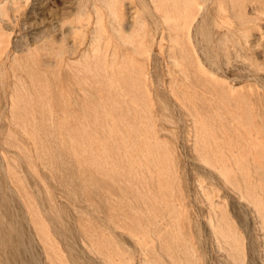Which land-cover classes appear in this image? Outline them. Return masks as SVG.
Segmentation results:
<instances>
[{
  "label": "bare ground",
  "instance_id": "obj_1",
  "mask_svg": "<svg viewBox=\"0 0 264 264\" xmlns=\"http://www.w3.org/2000/svg\"><path fill=\"white\" fill-rule=\"evenodd\" d=\"M103 2L108 13L114 15L117 19L121 18V14H119L117 10V0H103ZM139 2L140 5L137 9V15L135 16L133 28L131 30H124L122 25L112 27L114 31V40L116 41H113L111 36L107 34L106 28L102 22L101 13L98 12V8L97 10L95 9L98 20L96 21L97 24L95 23L94 34L92 33L93 38L89 47L84 51L82 50L83 52L81 51V58L77 60L78 64L75 68H72V64H66L67 68L64 70V74L70 75L71 77L75 74V77L80 80V91L82 96L91 99L96 109L106 112L108 115V126L118 128V142L116 144L118 150L116 152L113 173V179H116L119 184L121 183L120 186H117L118 193L116 191V196H112L106 189L110 183L109 181L112 179L110 176V167L103 160L101 148L95 143V140L99 139L98 137L104 138L105 135L103 136L102 134L97 135V137L81 134L76 137L69 135V140L74 142L71 146V149L75 152L74 155L72 154L75 156V161H73V163L83 166L85 172L84 179L78 178L75 173L70 174L69 179L72 183L81 180V186L84 187L88 185L100 189L98 197L103 203V206L107 209L108 216L114 220L115 228L124 231L127 234L126 236L129 235L131 240L137 243L140 248L144 244L143 239L148 234L152 224L159 222L161 219V215L157 210L155 211L153 207L154 201H159L167 216L169 215V211H174L177 208L176 201L170 200L168 197L169 194L167 193L168 190L166 191L159 180L156 182V187L153 186V178L151 177L152 169L150 168L149 160L151 157H155L156 160L161 158L175 159L179 162L181 160L180 156L183 158V154L181 153L180 156L177 155L173 148L177 142L182 141V143H187L188 147L194 152V156L192 155L193 158L195 157L208 169V171H210V174L214 175L210 176L212 177L211 182L217 184L219 189L225 190V195L229 193L227 189H225L226 185L228 189L233 192L232 194H237L250 204L261 217V220L264 221V189L261 179L257 176L262 169L259 156L260 149L264 144V112L258 114L257 120L253 116L254 105L258 103L257 98L259 95L253 87L249 86L250 83L248 81H244L245 78L242 79L244 81L243 84L237 86L239 83L228 82L227 79L223 77V72L221 73L224 68H227L229 64L233 62L234 57L237 56H243V58L244 56L248 57L252 63L251 65H256V68L262 70L264 73V64H253L254 62L252 58H250L251 56L249 57L250 54H248L249 36L253 33V28L255 27L254 21L259 17L258 13H250L248 6L252 5L258 8V6H261L263 3L262 0H139ZM81 3L79 2L78 4L80 5ZM85 4L89 3L86 2ZM79 23H81V21H79ZM111 25L112 24H110V26ZM87 39L85 38V40ZM79 43L80 42L77 44ZM253 47L255 48V46ZM45 52L46 54H55L59 57L60 61L65 62L63 50L54 51L53 47L47 46ZM7 53L5 54L6 57ZM34 59L35 58L31 59V63L19 62L17 64V68L21 70L22 74L16 72V69H12L9 75L19 79H28L33 85L30 87L15 86V95L10 97L11 101L7 106L5 105L7 108L6 110H10L11 112L10 122L23 126L45 124L53 126L61 125V120H54L49 113H44V110H52V104L49 98L46 99L47 95L51 93V90L48 86L35 87L37 83L35 79L38 78L42 69L39 64H32V62L35 61ZM0 70V74L2 73V76L7 78L8 76L4 65L1 66ZM45 73H47L45 76L47 78L53 74L52 71H45ZM253 77L259 79L257 78L259 76ZM262 78L264 79V77ZM1 81L2 80H0V82ZM257 82L259 81L257 80ZM103 88L114 91L113 110L119 111L120 116H118V114H112L111 106L108 105V97H104L101 94ZM23 94H25L24 97L21 96ZM34 99H36L37 102L34 103ZM39 103H41L40 110L43 112L39 111L34 118H28V114L33 111V105ZM77 104H80L83 109L87 108V102L85 100ZM3 110H5V108ZM3 112L4 111H2V113ZM3 115L5 114H1V117ZM95 119L96 117L89 120L87 124L92 125ZM1 120L2 119H0V121ZM70 124L74 125L75 128L80 126L78 122ZM4 127L5 125L3 128ZM124 127L128 129H124ZM260 129L263 131L261 136L259 134ZM57 140L59 143L64 141L63 138ZM140 141H144L146 147L140 148L138 146V142ZM179 145L182 148L181 144ZM184 146L186 145L184 144ZM78 148H82L80 153L83 155V161H78L76 155L79 152L77 150ZM189 148H186V150ZM18 149L23 151V155L26 159H31L30 153L27 151L26 147L18 146ZM58 149L59 153L57 157H50L45 150L42 151V157L44 163L48 164L50 169V175L48 172L46 175H49L55 181L61 182L67 179V174L61 169L66 159L63 146H59ZM11 151H13V149H11ZM103 151H106L105 147H103ZM2 154L0 160H3L2 162L4 163L7 158ZM190 154L192 153H189L188 158H190ZM16 155L18 156V153ZM185 159H187V157H185ZM2 162L0 161V169L3 164ZM186 162L187 161H185V163ZM5 164L7 165L4 167L3 164L2 167L4 168L1 170L3 171L4 169L5 171H3V173H5V179H7L8 182L5 184L7 185L4 184V181L0 177V264H44V262L46 264H67L60 249L57 248L49 231L41 221L39 212L37 211V203L35 200H31L29 192L22 183V178L18 175L17 171H15V164ZM155 166L156 170H158V164ZM198 167L199 166H197V168ZM200 167L202 168L203 166L200 164ZM25 168L28 169L27 167ZM33 171H35V167H33ZM200 171L201 169H197V172ZM25 172H27V170H25ZM185 172L188 174L187 171ZM117 173L118 176H124V181L126 177L129 178L130 189L128 191L124 184L125 182H120ZM252 173H255V175H252ZM32 177L35 179L34 176ZM186 178L188 180V177ZM147 179L149 184L146 183ZM36 180H29V182L32 181L29 184L34 183L33 181ZM40 181H42V179ZM50 185L52 186V184ZM199 186L200 185H198V187ZM32 187L35 186L32 185ZM152 188H155V197L149 199L150 197H148L147 193L150 192ZM203 189L201 190L203 191ZM8 190L18 193L15 194L16 196L18 195L17 203L11 199L12 197L10 198L12 195L9 196L5 193ZM33 190L38 193L37 190ZM11 193L12 192H10V194ZM203 194L204 197L207 196V194ZM229 196L230 195H227V197ZM44 197L41 196V199L43 200ZM221 198L222 197H220V199ZM207 199L209 200V197ZM233 199L234 198L231 200ZM42 200H39V202H42ZM45 200L46 198L44 201ZM44 201L43 204H40L45 205ZM63 203H65V205L67 204L64 201ZM237 204H239L240 207L242 206L241 203H236V208L238 206ZM51 206L53 207H51V209L54 210L58 216H60V214H66L65 206ZM47 208L44 209L42 207V210H46V212L48 210L47 213L51 216ZM211 208L215 218L221 226V228L217 230V233L223 238L224 245L229 246L234 253H238L241 248L237 233L233 232L223 215H221V208H219L218 204H216V206H211ZM244 208L242 211L240 209V211L243 212L247 206L245 209ZM136 212H143L146 214V222L135 218L134 213ZM246 212L243 213L247 214ZM244 216V218L248 219L246 215ZM51 219L48 218L49 222ZM250 220L251 219L247 221ZM54 221H56L55 219H53V223L58 224ZM65 223L67 224V222ZM75 223L74 228L79 229L84 244L90 247V251L97 258L102 259L107 264H125L126 259L123 256V252L119 249V245L124 243L117 240L113 242L104 237H102L103 239L101 240L98 238L96 239L95 236H103V233L98 230L87 217L81 216L80 218H76ZM249 223L248 227L246 226L248 229L251 228ZM246 224L244 223L242 225L244 226ZM28 225H31L33 230L32 234L35 239H33L34 237L32 238L33 235L28 231L30 228ZM71 225L69 227H71ZM110 225L111 224H109V226ZM173 225V227L177 228L175 224ZM194 225L196 224L194 223ZM251 226L252 228L254 227L253 225ZM51 227L54 226L51 225ZM213 227L215 228L212 224V228ZM246 227L244 226L243 228ZM59 229L61 228L59 227ZM52 230L53 229H51V231ZM54 230L52 231L53 233L57 231V229L56 231ZM243 230L244 232L248 231L245 229ZM250 231L253 232L252 229L249 230L248 235ZM73 233H76V231ZM197 235L199 234L196 232V236ZM63 236L65 238L66 236L68 237V235L65 236V234ZM60 237L61 236H59V238ZM251 237H253V235ZM77 238H79V236H77ZM172 238L175 244H177V247L172 251L164 252L162 261L164 260L166 264H177V258L182 255V249L178 247L181 235L175 230L172 234ZM197 238L199 237L197 236ZM34 240L40 243L43 255L35 248L36 244L34 243L36 242ZM67 240L72 242V240L68 238ZM67 240L64 242L67 243ZM79 241H81L80 238ZM64 242L62 245H64L65 248H69L70 245L68 246V244L66 245ZM70 247H72V245ZM77 248L78 252H80L79 247ZM82 248L83 247H81L80 250H82ZM252 248L253 247H251V249ZM259 248H261L260 243ZM68 250L71 249L69 248ZM143 251L147 252V249ZM69 252L71 254L74 253L73 250ZM69 252L68 256H70ZM85 252L86 251L83 253ZM83 253L80 254L83 256L85 255ZM87 253L88 252H86V254ZM235 254H233L234 256L231 258L238 260L240 257ZM73 256L74 255L68 258H73ZM85 257L87 258L86 255L82 257L83 263L86 260ZM248 259L249 258H247V260ZM71 260L73 261V259ZM90 260L88 263L91 262ZM82 261L80 262L82 263ZM93 261L95 263L97 262V264L101 262L95 259ZM145 261L148 264H163V262H159L158 258H151ZM75 262L77 261L75 260ZM94 262L91 263L95 264ZM226 262H228V260ZM135 263L137 264V261Z\"/></svg>",
  "mask_w": 264,
  "mask_h": 264
},
{
  "label": "rangeland",
  "instance_id": "obj_2",
  "mask_svg": "<svg viewBox=\"0 0 264 264\" xmlns=\"http://www.w3.org/2000/svg\"><path fill=\"white\" fill-rule=\"evenodd\" d=\"M79 2L80 3L82 2L80 5L84 7H81L78 4ZM86 2H88L89 4H85ZM138 2L139 0H117V10L118 13L121 14V18L117 19L115 18L114 15H111L110 13L107 12L108 10L104 5L103 0H83V1L82 0H39V1L38 0H0V16H1L0 17V69L1 66L4 65L6 74L8 76L7 78H4L2 76V73L0 74V80H2L0 82V109H1L0 117L1 114H5L0 118L2 119L0 121L1 123L0 153L1 154L3 153L2 155L7 158L6 162L4 163L2 162L3 160L0 161L4 164V165L2 164L4 167L7 165L5 163L15 164V169H16L15 171H17L18 175L22 178V183L25 189L29 192L31 200H35V202L37 203V211L39 212V217L43 222V224L45 225V227L47 228V230L49 231L52 240L55 242V245L57 246L58 249H60L61 253L63 254V258L65 259L67 264H73L75 260L77 261L75 262L77 264H89V263L92 264L94 262L93 261L94 259L96 261L99 260L101 261L98 264H107L102 259L97 258L90 251V247L87 244H84L83 238L80 236L79 229L74 228L75 227L74 224H76L75 219L80 218L81 216L89 218L90 222L103 233V236L102 235L95 236L96 239L98 238L99 240H101L103 239L102 237H104L105 239L111 240L113 242L114 240H117L119 242L124 243L119 245V249L123 252V256L126 259L125 264H136L135 263L136 261L137 264H148L146 263L145 260L151 258L152 259L158 258L159 262H163V264H166L164 260L162 261V256L164 252L172 251L177 247V244H175V241L172 238V234L174 233L175 230L177 231L178 234L181 235V239L179 241L178 247L182 249L181 257L177 258L178 259L177 264H229V263L230 264H245V263L264 264V246H263L264 221L261 220V217L257 214V212L253 209V207L250 204H248L242 197H239L237 194H232L233 192L229 190L226 185H225V189H227V191L229 192L226 194L230 195L229 197L225 195L224 193L225 190L219 189L217 184L211 182L212 177L210 176L211 175L214 176V175L210 174V171H208V169L205 168V166L201 162H199L195 157L193 158L194 152L191 150V148L188 147L187 143H182V141H179L175 144L173 148L177 155L180 156L181 153L183 154V158L182 156H180L182 161L180 160L178 162L175 159H162V158L156 160L155 157H151L149 160L150 168L152 169L151 177L153 178L152 181L153 186L156 187V182L157 180H159L161 182V185L165 187L166 191L168 190L167 193L169 194L168 197L170 198V200L176 201L177 208L174 211H169V215L167 216L165 215L166 212L163 209L162 205L159 203V201L157 202L154 201L153 207L155 211L157 210L159 212V214L161 215L160 216L161 219L159 222L152 224L148 234L143 239L144 244L140 248L137 243L131 240L129 235L126 236L127 234L124 231L115 228L114 220L108 216L107 209L103 206V203L100 201L98 197V193L100 192V189H98L95 186H88V185L84 187L81 186L82 183V182L80 183L81 180L72 183V181L69 179V175L74 173L77 174V177L80 179H84L85 176L84 167L81 165H75L73 163V161H75L74 160L75 156H73L75 152L71 149V146L73 145L74 142L69 140V135H73L76 137L77 135L81 134V135H87V136L90 135L92 137H97V135L102 134L103 136L105 135L104 138L98 137L99 139L98 140L96 139L95 143L97 146L101 148V152H102L101 154L103 155V160L110 167V176L112 177V179L109 181L110 183L106 189L111 193L112 196H116V191L118 190L117 186H120L121 184V183L119 184L116 179H113L114 166L116 161V152L118 150L116 148V144L118 142L117 140L118 139L117 134L119 132L117 130L118 128L108 126L107 123L109 122L107 121L108 115L106 114V112L96 109L93 106L94 103L91 99H87L83 97L80 91V85H81L80 80L77 77H75V74L73 75L71 74L72 77L70 75L64 74V70H66L67 68L66 64H72V68H75L78 64L77 60L81 58L82 55L81 51L82 50L84 51L89 47L95 30L94 26H96L95 23L97 24L96 21L98 20L97 18L98 16L97 13H95L96 12L95 9L97 10L98 8V12L101 13V17L103 19L102 22L106 28L107 34L111 36L113 41H116L114 40L115 39L114 31L112 27H117L118 25H122L124 30L126 31L129 29L131 30L133 28V24H134L133 22L135 20V16L137 15V9L139 8L140 5V2L139 3ZM262 2L263 3L261 4V6H258V8L253 7L252 5L248 6V8L250 9L249 10L250 13L252 14L258 13L259 15L258 19L254 21L255 27L253 28V33L249 36L248 54H250L249 57L251 56L250 58H252L254 62L253 64H264V0H262ZM79 21H81V23H79ZM110 24L112 25L110 26ZM85 38L88 39L85 40ZM81 41L83 44L81 43ZM78 42L80 43L77 44ZM47 46L53 47L54 51H58L60 49L63 50L65 54V55L63 54V58L65 59V62L60 61L59 57L56 56L55 54H46L45 48ZM253 46H255V48ZM6 53H7V57L5 55ZM33 58H35L34 59L35 61L32 62V64H39L42 69L41 70L42 72L39 73L38 78L35 79V82H37L35 84V87L39 88V87L48 86L51 90V93L47 95L46 99L49 98V101L52 104V110L50 111L44 110V113H49L54 120H61L62 122L61 125L53 126V125L45 124V125H37V126L35 125L23 126L21 124H14L10 122L11 112L10 110H6L7 108L5 107V105L7 106V104L11 101L10 97L15 95L14 92L15 86L30 87L33 85L31 81L28 79H19V78L11 77L9 75L11 74L12 69H16V72L22 74L21 70L17 68L18 66L17 64L19 62L31 63V59ZM244 58L243 56L234 57L233 62L230 63L227 68H224V70H222L221 73L223 72L222 73L223 77L226 78L227 81L230 83H239L237 86H240L243 84L244 81H248L250 83L249 86L255 89L259 97L257 98L258 103L254 105L255 108H254L253 116L257 120L258 114L264 112V88H262L264 87V82H263L264 79L262 78L264 77L262 76L264 75V73L262 70H258L256 68V65H251L252 63L250 62V59H248V57L244 56ZM44 70L50 72L52 71L53 74L47 78L45 77L47 73H45ZM253 76L256 77L259 76L257 77L259 79H256ZM260 77L262 78V80ZM242 79H244V81ZM257 80L259 82H257ZM101 94L104 97H108V105L111 106L112 114L113 115L118 114V116H120L119 111L113 110L114 91L113 90L110 91L107 88H103L101 90ZM21 96L24 97L25 94ZM35 100L36 99H34L33 101L34 103L37 102V100L36 101ZM84 100L87 102L86 104L87 108L85 109H83L80 106V104H77L83 102ZM4 108L5 110H3ZM32 108L33 111H31V113L28 114L27 116L28 118H34L35 116H37L39 111L43 112L42 110H40L41 103L34 104ZM2 111L4 112L2 113ZM95 117L96 119L92 125L87 124L89 120H92ZM76 122H78L80 125L78 126V128H75L74 125L70 124V123L74 124ZM4 125L5 127L3 128ZM124 129H128V128L124 127ZM262 132H263L262 129H260L259 132L260 136L262 135ZM59 138H63L64 141L59 143V141L57 140ZM179 144H181L182 148L180 147ZM184 144L186 146H184ZM18 146L26 147L27 151L30 153L31 159H26L23 155V151L19 150ZM59 146H63V149L65 151V159H66V162L64 165L61 166V169H63L67 174L66 175L67 179H64L61 182L55 181L49 176L50 175V169L48 167L49 165L44 163V159L42 157L43 150H45L50 157H54V158L57 157L59 153V149H58ZM138 146L140 148L141 147L144 148L146 147V144L144 141L142 142L140 141L138 142ZM103 147L106 148V151H103ZM186 148L189 149L186 150ZM11 149H13V151H11ZM81 149L82 148L77 149L79 151V152L77 151L78 153L76 154L78 161H83V155L80 153ZM17 153L18 156L21 157H18L16 155ZM189 153H192L190 154V158L192 157L191 159L188 158ZM263 153H264V144L260 149V156H259V160L262 164V169L260 173L257 174L258 178L261 179L264 189V154ZM185 157H187V159H185ZM185 161L187 162L185 163ZM156 164H158V170H156V166H155ZM200 164L201 166H203L202 167L203 169L200 167ZM2 165H1V169L4 168L2 167ZM197 166H199L201 171L203 172L201 171L197 172V169L200 170L199 167L197 168ZM25 167H27L28 169H26ZM33 167H35V171H33ZM1 169H0V177L4 181V184L8 183L7 179H5L6 178L5 173H3L4 169L3 171ZM25 170H27V172H25ZM185 171H187L188 174H186ZM47 172L49 174L48 176L46 175ZM24 173L27 174L25 175ZM252 175H255V173L254 174L252 173ZM30 176L31 177L34 176L35 179L33 177L31 178ZM123 177H124L123 175L118 176L120 182L124 181ZM186 177H188V180ZM31 179L32 180L37 179L36 181L38 183L36 181H33L34 183L29 184L30 182H32V181L29 182V180ZM41 179L42 181H40ZM128 179L129 178L126 177V180L124 181L125 182L124 184L127 187V191L130 189V183ZM146 183L149 184L148 179L146 180ZM50 184H52V186ZM32 185H34L35 187H32ZM198 185L200 186L198 187ZM42 187L44 190L42 189ZM200 188L201 189L204 188L203 191ZM33 189L35 190L40 189V190H37L38 193H36ZM9 191L12 193L10 194ZM5 193H7L9 196L12 195L10 196V198L12 197L11 199H13L15 203H17L18 195L16 196L15 194L18 193L16 191L8 190ZM60 193H65V194H60ZM203 193H205V195L207 194L209 200L207 199L208 198L207 196L204 197ZM147 194L148 197H150L149 199H153L155 197V188H152L151 191L148 192ZM14 195L16 196V198ZM41 196L42 197L45 196L43 200L41 199ZM220 197L222 198L220 199ZM45 198L46 200L44 201ZM232 198L234 199L231 200ZM61 199L67 204L65 205V203H63ZM39 200H42V202H39ZM43 201L45 205H42ZM236 203H241L242 206L240 207L239 204H237L238 206L236 208ZM216 204H218L219 208H221V215H223L227 223L232 228L233 232L237 233L238 242L240 244L241 250H239L238 253L235 252L236 254L232 249H230L229 246L224 245L223 238L221 237L220 234L217 233V230H219L221 226L218 223L217 219L215 218V215L211 208V206H216ZM41 205L44 209L48 207L47 209H49L51 216L47 213L48 210L47 212L46 210H42ZM51 205L65 206L66 214L63 213L64 215L60 214V216H58L55 213V211L51 209L52 207ZM245 205L247 206V208ZM244 206L246 209L244 208ZM242 207L246 211L248 210L247 212L243 210V212H246L247 214L241 212L243 209ZM230 210L233 214L230 212ZM244 215H246L248 219L244 218L245 217ZM145 216L146 214H144L143 212L134 213V217L137 219H141L143 222H146ZM72 217L74 218V220ZM48 218L51 219L50 221L51 224ZM69 218L72 220H70ZM53 219H55L56 221L54 222H57L58 224L53 223ZM249 219L251 220L247 221ZM65 222H67V224ZM194 223L196 225H194ZM211 223L215 226V228L214 227L212 228ZM244 223L245 224L247 223L246 225H244L245 227L246 226L248 227V223H249L251 228L249 229L247 227L243 228L244 226L242 224ZM109 224L111 225L109 226ZM173 224H175L177 228L173 227L174 226ZM51 225L54 227H51ZM70 225L71 227H69ZM238 225H242V226H238ZM251 225H253L254 227L252 228ZM28 226H30V228L28 227L29 228L28 231L30 232V234H32L33 232L32 227L31 225ZM59 227L61 229H59ZM68 228H70L71 231ZM51 229L53 230L55 229L54 231H56L57 229V231L59 230L60 232L56 231L55 234L52 232L53 230L51 231ZM112 229H114L115 232ZM243 229L248 231L252 229L253 232L250 231V234L248 235L249 232L246 231L247 232L246 233L244 232ZM68 231H70L71 233ZM75 231L76 233H73ZM196 232L197 234H199L197 235L199 238H197ZM64 234L65 236L68 235V237L66 236L65 238L63 236ZM251 234L255 239L251 237L252 236ZM55 235H57L58 237ZM214 235L216 238L214 237ZM245 235L247 236V238ZM59 236L61 237L59 238ZM77 236H79L81 241H79V238H77ZM33 237L34 235L32 236V238ZM67 238L69 240H72V242L68 241ZM33 239H35V237ZM65 240H67V243L64 242ZM253 240L256 242V244ZM34 241L36 242L34 243L36 244V246L34 245L35 248H37L38 252L42 254L43 251L42 248H40L41 247L40 243L37 240ZM63 242L66 245L68 244V246L72 245L73 248L69 246L71 250H68L69 248L67 246H66L67 248H65L64 245H62ZM259 243L261 248H259ZM250 246L253 248L251 249ZM77 247H79L80 252H78ZM81 247H83L82 248L83 251L80 250ZM64 248L67 250H65ZM146 249L147 252H144L143 250ZM72 250L74 253L71 254L69 251L72 252ZM84 251L88 252L87 253L88 255L86 254V252L83 253ZM68 252L70 256H68ZM80 253H83L87 256L88 260L85 257L87 262L85 260L83 263L82 257H84L85 255L82 256ZM233 254H235L240 258L238 260L232 259L231 257L234 256ZM72 255H74L75 257L73 256V258H68L71 257ZM78 257L79 259L80 258L81 259L79 260ZM247 258L249 259L247 260ZM71 259H73V261ZM226 259L228 260L229 263L226 262L227 261ZM89 260L92 263L91 262L88 263ZM80 261H82V263ZM44 264L46 263L44 262ZM95 264H97V262Z\"/></svg>",
  "mask_w": 264,
  "mask_h": 264
}]
</instances>
